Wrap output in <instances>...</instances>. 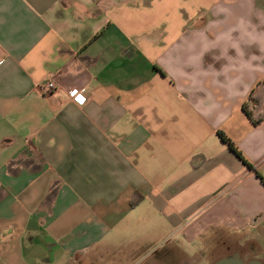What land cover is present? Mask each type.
<instances>
[{
  "label": "crops",
  "instance_id": "obj_1",
  "mask_svg": "<svg viewBox=\"0 0 264 264\" xmlns=\"http://www.w3.org/2000/svg\"><path fill=\"white\" fill-rule=\"evenodd\" d=\"M262 82L264 0H0V264L264 244Z\"/></svg>",
  "mask_w": 264,
  "mask_h": 264
},
{
  "label": "rangeland",
  "instance_id": "obj_2",
  "mask_svg": "<svg viewBox=\"0 0 264 264\" xmlns=\"http://www.w3.org/2000/svg\"><path fill=\"white\" fill-rule=\"evenodd\" d=\"M259 240L260 241L255 244H245L244 246L242 243L236 244L234 247L228 245V248L227 245H225L222 250L213 243L208 246V251L205 252L206 257L199 264H213L220 259L233 256L235 251L240 254L245 263L259 261L264 264V244L262 238Z\"/></svg>",
  "mask_w": 264,
  "mask_h": 264
},
{
  "label": "trees",
  "instance_id": "obj_3",
  "mask_svg": "<svg viewBox=\"0 0 264 264\" xmlns=\"http://www.w3.org/2000/svg\"><path fill=\"white\" fill-rule=\"evenodd\" d=\"M264 85V82L259 83L255 89L251 92V94L249 95L248 101L244 103L243 105V111L247 114V116H249V118L253 121V123L255 124H259L262 120H264V114L262 115L261 118L256 119L254 118V109L249 108V105L251 102L256 101L255 98V94L256 91ZM219 136L221 137V139L223 140V142L244 162L245 159L243 158L241 152L238 150L237 146L228 138L226 137L223 133L219 132Z\"/></svg>",
  "mask_w": 264,
  "mask_h": 264
},
{
  "label": "built area",
  "instance_id": "obj_4",
  "mask_svg": "<svg viewBox=\"0 0 264 264\" xmlns=\"http://www.w3.org/2000/svg\"><path fill=\"white\" fill-rule=\"evenodd\" d=\"M43 89L47 95L55 93L57 91L56 82L53 79L47 81ZM69 97L78 105H81L84 102L88 101L87 95L80 93L78 89H72L71 91H69Z\"/></svg>",
  "mask_w": 264,
  "mask_h": 264
},
{
  "label": "water",
  "instance_id": "obj_5",
  "mask_svg": "<svg viewBox=\"0 0 264 264\" xmlns=\"http://www.w3.org/2000/svg\"><path fill=\"white\" fill-rule=\"evenodd\" d=\"M213 264H262V263L259 261H251V262L245 263L242 260L240 254L236 253L231 257L220 259Z\"/></svg>",
  "mask_w": 264,
  "mask_h": 264
},
{
  "label": "flooded vegetation",
  "instance_id": "obj_6",
  "mask_svg": "<svg viewBox=\"0 0 264 264\" xmlns=\"http://www.w3.org/2000/svg\"><path fill=\"white\" fill-rule=\"evenodd\" d=\"M236 253H238V252H237V251H235V252L233 253V255H234V254H236Z\"/></svg>",
  "mask_w": 264,
  "mask_h": 264
},
{
  "label": "snow or ice",
  "instance_id": "obj_7",
  "mask_svg": "<svg viewBox=\"0 0 264 264\" xmlns=\"http://www.w3.org/2000/svg\"><path fill=\"white\" fill-rule=\"evenodd\" d=\"M81 102H83V101H81Z\"/></svg>",
  "mask_w": 264,
  "mask_h": 264
}]
</instances>
